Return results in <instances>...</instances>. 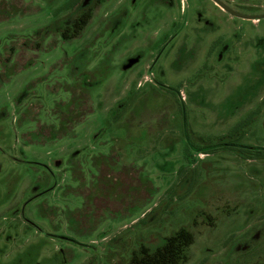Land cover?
I'll return each instance as SVG.
<instances>
[{
    "label": "rangeland",
    "instance_id": "374dc122",
    "mask_svg": "<svg viewBox=\"0 0 264 264\" xmlns=\"http://www.w3.org/2000/svg\"><path fill=\"white\" fill-rule=\"evenodd\" d=\"M182 227L181 264H264V0H0V264Z\"/></svg>",
    "mask_w": 264,
    "mask_h": 264
},
{
    "label": "trees",
    "instance_id": "16d2710c",
    "mask_svg": "<svg viewBox=\"0 0 264 264\" xmlns=\"http://www.w3.org/2000/svg\"><path fill=\"white\" fill-rule=\"evenodd\" d=\"M85 16L84 14L72 22L73 32L84 24ZM66 33L67 30H63V35ZM192 241V232L184 227L179 228L154 249L141 245L137 251L131 253L126 264H181L186 259L185 250Z\"/></svg>",
    "mask_w": 264,
    "mask_h": 264
}]
</instances>
